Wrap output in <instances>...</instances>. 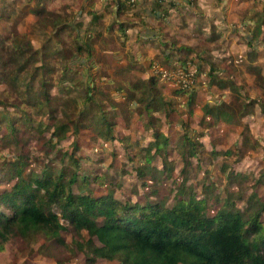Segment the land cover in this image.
Segmentation results:
<instances>
[{"label":"rangeland","instance_id":"374dc122","mask_svg":"<svg viewBox=\"0 0 264 264\" xmlns=\"http://www.w3.org/2000/svg\"><path fill=\"white\" fill-rule=\"evenodd\" d=\"M83 1L0 0V46L8 43L19 46L29 41L34 48H39L43 43H55L56 37L49 38L51 26L40 27L31 10L39 3L43 7H62V15L69 21H81L84 16L81 12L87 6ZM252 6L259 10L253 13L256 21L250 27L242 24L243 29H229L227 23L221 25L227 15L219 13L217 29L201 30L198 23L177 30L171 27L174 34L168 38L165 33L167 31L168 35V30H163L164 42H159L156 47L149 46L148 34L144 39H137L139 29L129 32L113 27L107 29L110 20L98 23L96 27L93 23L83 25L81 21L80 34L87 37L84 41H92L95 65L81 75L80 61L84 60L77 59L72 64L69 76L79 80V84L71 86L70 96L79 100L87 85L94 87V100L108 111L115 123L111 128L114 138L99 139L97 127L92 125L78 132L71 128L63 140L56 142V138L51 137L50 141L51 130L66 123L71 112H77L80 105V101L71 100L70 96L56 95L58 98L53 104L57 109L52 115L30 111L35 119L51 125L42 134L20 119L19 129L10 137L3 124L0 128V155L12 158L15 153L26 154L30 165L38 171L48 164L59 168L61 159L67 160L62 152L70 150L72 142H77L78 170L89 175L86 190L90 188L94 193L111 194L131 203L149 198L170 204L176 199L177 183L184 177L185 184L191 186L197 198L202 196L203 185L212 184L214 192H219L221 197L228 191L233 193V198L241 194L240 207L247 197L263 198L264 110L261 102L264 101V34L261 29L264 27V0H252ZM64 7L69 14L65 13ZM175 33L183 40L182 46L177 47ZM186 42L191 43L190 50L184 45ZM165 50H170L176 59L162 60L161 51ZM137 52L144 57L136 67L142 76L131 72V67L138 65ZM148 52L152 53L150 59L145 58ZM84 63L86 67L87 63ZM151 77L162 103L156 108L150 107L146 114L144 102L151 93ZM5 87L6 83L0 80V115L13 108L7 105L13 100ZM52 91L55 93V89ZM129 93L132 97H128ZM139 98L144 101L140 102ZM152 117L153 125H150ZM154 131H161L168 139L164 153L168 167L163 168L162 157L156 155L151 162L153 166L144 176L146 186L142 187L134 171L142 159V152L137 150L152 139ZM182 133L196 143L194 148L187 143L184 146L178 144ZM121 138L129 145L126 146ZM230 171L237 177H230ZM96 173L103 175L104 185L94 181ZM3 174L0 172V176ZM6 185V179L0 182V187ZM215 206L209 209L210 213L214 212ZM261 219L264 220V212ZM61 236L70 243L69 232H61ZM43 241L49 244V241ZM40 243L11 241L0 251V264H58L57 259L63 264L84 263L80 252L74 250L71 255L70 251L64 250L53 256L39 250ZM95 264L116 262L98 259Z\"/></svg>","mask_w":264,"mask_h":264},{"label":"trees","instance_id":"16d2710c","mask_svg":"<svg viewBox=\"0 0 264 264\" xmlns=\"http://www.w3.org/2000/svg\"><path fill=\"white\" fill-rule=\"evenodd\" d=\"M60 9L39 3L31 10L40 27L51 26L49 38L56 37L55 43H43L39 48L29 41L19 46H0V80L6 83L7 94L13 100L7 103L12 110L0 115V128L4 124L10 137L19 129L20 119L40 134L50 129L49 123L35 119L30 111L52 115L57 109L54 100L61 95L70 96L71 86L79 84V80L69 76L77 59L84 60L80 61L81 75L94 68L93 44L84 41L87 37L80 34L81 21H69ZM90 14L91 24L98 15ZM149 83L151 93L144 102L146 114L150 107L162 103L152 77ZM93 94L94 87L87 85L79 100L69 97L80 101L79 110L51 130L50 141L51 137L56 142L63 140L71 128L78 132L92 125L97 127L99 139L114 138L111 128L115 123ZM128 97H132L130 93ZM261 106L264 110V101ZM149 124L153 125V117ZM120 140L129 145L126 139ZM167 141L161 131H154L152 139L137 150L142 152V159L134 171L142 187L146 186L144 176L156 155L162 157L163 168L168 167L164 155ZM177 141L180 146L187 143L192 148L196 144L185 133ZM78 150V143L72 142L71 149L62 152L67 160L61 159V167L48 164L39 171L30 165L26 154L15 153L12 158L0 155V172H4L0 182L7 181L6 186L0 187V251L11 241L22 240L31 244L41 241L38 249L53 256L64 250L72 255L75 250L83 254V264H95L98 259L116 264H264V197H247L245 207H240L241 194L233 198L228 191L221 197L212 184L203 185L202 196L197 198L184 177L177 183L176 199L170 204L149 198L131 203L111 194L86 190L89 175L78 170ZM94 175V181L104 185L103 175ZM228 175L234 174L230 171ZM214 205L215 210L210 213ZM63 231L71 234L70 243L61 236ZM57 263L63 264L58 259Z\"/></svg>","mask_w":264,"mask_h":264},{"label":"crops","instance_id":"0c3cea01","mask_svg":"<svg viewBox=\"0 0 264 264\" xmlns=\"http://www.w3.org/2000/svg\"><path fill=\"white\" fill-rule=\"evenodd\" d=\"M83 4H87L84 12H81L84 13L80 19L83 25L89 24L90 12H94L100 17L93 22V27H96L98 23L103 24V21L110 20L107 29L115 28L117 30L119 28L120 30L125 29L126 32L139 29L137 39H144V35L148 34L147 38L151 39L150 47H156L159 42H164L162 38L165 37L163 32L165 29L168 30V35L167 31L165 32L166 36L170 38L174 34L171 32V27L173 30H177L184 28L183 26L194 27L195 23H198L201 30L202 28L217 29V25L220 24L217 18L219 13L227 15L226 18L223 17L221 25L227 23L229 29H243L242 24L250 27L256 21L255 17L253 18V13L259 10L253 8L252 0H85ZM231 15L234 16L231 17ZM242 18L245 20L239 21ZM231 23H238V25L232 26ZM261 30L264 34V27ZM175 36L178 38L176 39L177 47L182 46L183 40L178 37L177 33ZM247 40L249 41V39ZM185 44L189 50L192 48L191 43L186 42ZM161 52H163L162 60L171 61L177 57L170 50ZM139 55L140 52H137L136 62L138 65L131 67V72L142 76L140 75L141 71L136 69L144 58ZM151 56L152 53L148 52L145 58L150 59ZM178 58L184 60L179 55Z\"/></svg>","mask_w":264,"mask_h":264}]
</instances>
